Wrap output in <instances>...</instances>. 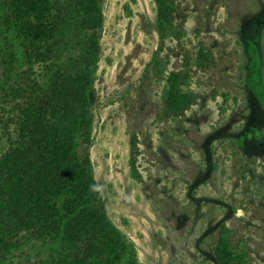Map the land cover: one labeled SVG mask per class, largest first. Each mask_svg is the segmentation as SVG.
I'll return each instance as SVG.
<instances>
[{"label":"rangeland","instance_id":"rangeland-1","mask_svg":"<svg viewBox=\"0 0 264 264\" xmlns=\"http://www.w3.org/2000/svg\"><path fill=\"white\" fill-rule=\"evenodd\" d=\"M76 1L99 28L89 61L74 69L68 57L54 70L29 68L12 50L13 31H32L50 0H14L16 20L0 27V172L18 163L24 171L0 219L15 229L48 215L76 234L105 212L143 264H264V0H166L162 37L156 0ZM62 5L60 18L70 11ZM48 28L56 29L48 39L33 30L47 58L59 49L56 26ZM173 73L193 93L180 114L165 102ZM90 114L95 191L74 157ZM46 169L45 191L80 199L27 203ZM0 264L52 262L34 251L6 261L0 250Z\"/></svg>","mask_w":264,"mask_h":264},{"label":"trees","instance_id":"trees-1","mask_svg":"<svg viewBox=\"0 0 264 264\" xmlns=\"http://www.w3.org/2000/svg\"><path fill=\"white\" fill-rule=\"evenodd\" d=\"M70 5V11L60 18L63 3ZM158 17L156 28L160 37L168 29L170 13L166 0H156ZM14 0H3L0 5V27H10V21L16 20ZM81 7L76 0H50L49 8L41 20L33 18L32 31L26 26H18L13 31L12 50L19 52L18 61L21 65L32 68L50 62V66L59 68L68 57L67 68L74 69L80 62H88V55L95 40L94 30L99 28L98 22L82 19ZM56 26V36L59 39V49L53 57L47 58L45 50L36 49L38 41L33 30L41 28L46 31L47 39L53 30L47 26ZM52 28V27H51ZM53 37V36H52ZM52 39V38H51ZM46 43V42H45ZM42 44V42H41ZM69 44V46H68ZM78 51V53L76 52ZM75 52V57H72ZM8 54V53H7ZM72 62V63H70ZM63 64V65H64ZM77 64V65H76ZM184 73L170 75L169 85L165 89L167 108L174 114H180L188 105L193 94L185 84ZM185 86L186 90L183 89ZM94 144L93 116L87 115L74 142V157L81 171L85 188L95 191L97 182L90 151ZM21 164L11 169L4 167L0 172V210L13 203L18 196L23 175ZM48 169L37 176L31 191L24 193L23 199L30 204H73L81 195L74 190L45 191V180ZM20 174V175H18ZM92 212V208H90ZM27 216L17 227L12 228L0 219V250L2 257L10 261L16 252L34 251L42 253L52 264H143L138 259L136 246L113 223L105 212H95L94 218L87 220L78 233H73L72 227L63 224L61 227L55 219ZM65 228L64 230H62Z\"/></svg>","mask_w":264,"mask_h":264}]
</instances>
